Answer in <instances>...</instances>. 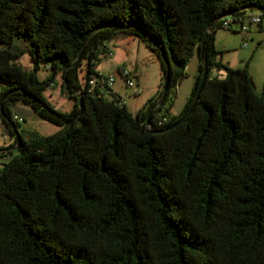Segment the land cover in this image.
<instances>
[{
  "label": "trees",
  "instance_id": "trees-1",
  "mask_svg": "<svg viewBox=\"0 0 264 264\" xmlns=\"http://www.w3.org/2000/svg\"><path fill=\"white\" fill-rule=\"evenodd\" d=\"M251 17L261 25L264 0H0L9 118L0 120L13 140L0 149L12 155L0 168V264H264V94L250 60L231 67L216 46L218 29L242 33ZM130 37L168 79L164 102L163 84L136 115L91 84L112 54L108 42ZM25 53L33 71L17 61ZM196 54L194 87L173 115ZM41 66L51 70L43 80ZM205 66L191 113L150 132L152 109V130L181 119ZM60 74L74 100L68 112L45 96ZM20 102L62 129L25 139L10 110Z\"/></svg>",
  "mask_w": 264,
  "mask_h": 264
},
{
  "label": "rangeland",
  "instance_id": "rangeland-1",
  "mask_svg": "<svg viewBox=\"0 0 264 264\" xmlns=\"http://www.w3.org/2000/svg\"><path fill=\"white\" fill-rule=\"evenodd\" d=\"M254 16H259L257 10L251 11ZM237 27V26H235ZM226 29H218L216 32V46L220 54L218 58L223 63L237 68L242 67L244 62L250 60V73L255 91L264 94V18L261 25L254 23L250 25V31L246 34ZM248 46L245 47L244 43ZM25 43H21L23 46ZM113 56L103 57L97 69L109 75L114 66L121 60L122 67L128 68L136 75L137 92L133 88L124 84L123 78L117 77L113 89L122 91V96L126 99L128 110L136 115L143 105L158 90L163 87L164 73L158 56L139 38L130 37L121 40L108 42ZM27 71L34 70V63L29 53L23 54L17 60ZM199 64V55L196 54L188 64L186 74L177 87V94L171 108V114L177 115L184 108L195 84ZM220 77H224L225 71H214ZM51 74V70L41 66L38 70V77L43 80ZM115 74V73H113ZM1 90V88H0ZM107 97L109 92L106 91ZM45 96L49 102L61 112H68L74 106V100L70 98L69 89L63 85L61 74L55 79L54 86L45 91ZM13 116H20L18 130L25 139H29L32 134L47 136L62 129V126L42 119L37 114H33L31 109L22 103L10 106ZM13 141L6 133L0 120V149L6 147ZM14 155L17 151H13ZM13 155V156H14ZM12 155L0 158V168L2 164L9 162Z\"/></svg>",
  "mask_w": 264,
  "mask_h": 264
},
{
  "label": "built area",
  "instance_id": "built-area-1",
  "mask_svg": "<svg viewBox=\"0 0 264 264\" xmlns=\"http://www.w3.org/2000/svg\"><path fill=\"white\" fill-rule=\"evenodd\" d=\"M261 21V19L259 17H251L248 20H246V22L242 25L241 31L243 34H246L250 31V23L254 24H258ZM230 22H232V19L229 18L225 23L224 26L228 27ZM244 46L247 47L248 44L245 42ZM112 55V54H111ZM102 78L98 81L96 80H92L91 84L93 85H100L101 89L105 90V89H112L116 83V79L118 76H120L121 78H123L124 83L127 87L133 88L135 90V92H137V84L135 82V74L133 73V71H131L128 68L122 67L120 69V71L118 73L115 74H110V75H105L101 73ZM123 103H125V100L123 99ZM11 143H9L10 145ZM7 145V146H9Z\"/></svg>",
  "mask_w": 264,
  "mask_h": 264
},
{
  "label": "water",
  "instance_id": "water-1",
  "mask_svg": "<svg viewBox=\"0 0 264 264\" xmlns=\"http://www.w3.org/2000/svg\"><path fill=\"white\" fill-rule=\"evenodd\" d=\"M207 77H208V70H207V66H205L204 72H203V74H202V76H201V82H200V85H199V87H198V89H197L195 95L193 96V98H192L190 104L188 105V107H187V109H186L184 115L181 117V119H179V120H178L176 123H174L171 127L166 128V129H162V130H152V129H151V114L154 112V109H152V111H151V113H150V116L148 117V120H147V122H148V127H149V128H148L149 131H150V132H153V133L164 132V131H168V130H170V129L176 127V126H178V125H179V124H180V123H181V122H182V121H183V120H184V119H185V118L191 113L192 109L194 108V106H195V104H196V102H197V100H198V98H199V96H200V93H201V91H202V88H203V86H204V83H205ZM167 92H168V79L166 78V79H165V82H164L162 98H161L160 101H159V105H161V104L164 102V100H165V98H166V96H167ZM4 100H5V97H3V98L1 99V101H0V115L3 116V117H5V118H7V119H9V118L6 116L5 112H4V107H3V101H4ZM18 148H19V146H17V147H11L10 150H12V149H13V150H17Z\"/></svg>",
  "mask_w": 264,
  "mask_h": 264
},
{
  "label": "crops",
  "instance_id": "crops-1",
  "mask_svg": "<svg viewBox=\"0 0 264 264\" xmlns=\"http://www.w3.org/2000/svg\"><path fill=\"white\" fill-rule=\"evenodd\" d=\"M112 51V50H111ZM111 56H113V51H112V55ZM122 66H123V63H122V61L120 60L115 66H114V68L112 69V71H110L109 73L110 74H113V73H118L119 71H120V69L122 68ZM100 73H102V74H105L104 73V71L103 70H101V69H99L98 70ZM109 74V75H110ZM106 75V74H105ZM125 84V83H124ZM115 86V85H114ZM112 91H113V93H115V94H117V95H120L124 100H125V103H126V99H125V97L124 96H122V91L121 90H119L118 88H116V89H113L112 88ZM12 142V141H11ZM9 145V144H8ZM13 150V149H12Z\"/></svg>",
  "mask_w": 264,
  "mask_h": 264
}]
</instances>
